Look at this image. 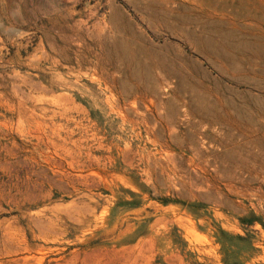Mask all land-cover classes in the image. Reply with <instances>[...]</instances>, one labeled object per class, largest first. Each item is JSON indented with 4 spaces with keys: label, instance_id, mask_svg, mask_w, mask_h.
Returning <instances> with one entry per match:
<instances>
[{
    "label": "rangeland",
    "instance_id": "rangeland-1",
    "mask_svg": "<svg viewBox=\"0 0 264 264\" xmlns=\"http://www.w3.org/2000/svg\"><path fill=\"white\" fill-rule=\"evenodd\" d=\"M0 264H264V0H0Z\"/></svg>",
    "mask_w": 264,
    "mask_h": 264
},
{
    "label": "bare ground",
    "instance_id": "bare-ground-1",
    "mask_svg": "<svg viewBox=\"0 0 264 264\" xmlns=\"http://www.w3.org/2000/svg\"><path fill=\"white\" fill-rule=\"evenodd\" d=\"M183 64V63H182ZM248 70V69H247ZM169 82V81H168ZM161 85V84H160ZM164 87H165V85H164ZM158 95V94H157ZM187 97V96H186ZM212 97V96H211ZM186 103V102H185ZM163 106V105H162Z\"/></svg>",
    "mask_w": 264,
    "mask_h": 264
}]
</instances>
